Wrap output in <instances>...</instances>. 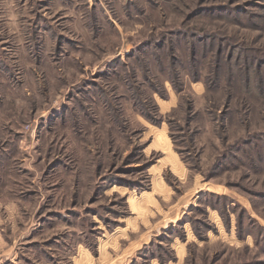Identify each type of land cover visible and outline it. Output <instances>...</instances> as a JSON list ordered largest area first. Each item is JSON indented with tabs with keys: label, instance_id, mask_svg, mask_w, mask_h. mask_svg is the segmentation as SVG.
Returning a JSON list of instances; mask_svg holds the SVG:
<instances>
[{
	"label": "rangeland",
	"instance_id": "rangeland-1",
	"mask_svg": "<svg viewBox=\"0 0 264 264\" xmlns=\"http://www.w3.org/2000/svg\"><path fill=\"white\" fill-rule=\"evenodd\" d=\"M0 264H264V0H0Z\"/></svg>",
	"mask_w": 264,
	"mask_h": 264
},
{
	"label": "trees",
	"instance_id": "trees-1",
	"mask_svg": "<svg viewBox=\"0 0 264 264\" xmlns=\"http://www.w3.org/2000/svg\"><path fill=\"white\" fill-rule=\"evenodd\" d=\"M261 78H259V80H260ZM262 80V79H261ZM259 85V84H258ZM260 88H261V85L259 86ZM261 90V89H260Z\"/></svg>",
	"mask_w": 264,
	"mask_h": 264
}]
</instances>
